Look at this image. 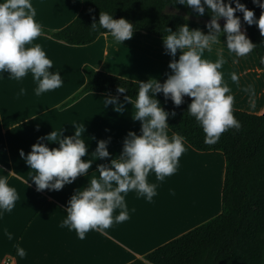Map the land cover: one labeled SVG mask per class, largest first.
I'll return each instance as SVG.
<instances>
[{"label": "crops", "instance_id": "crops-1", "mask_svg": "<svg viewBox=\"0 0 264 264\" xmlns=\"http://www.w3.org/2000/svg\"><path fill=\"white\" fill-rule=\"evenodd\" d=\"M31 3L36 9L35 19L42 28L51 31L68 26L82 9V0H31ZM152 38L134 32L130 40L120 43L111 34H104L92 44L75 46L41 34L34 43L41 44L53 61L50 71L60 72L64 83L39 96L35 94L37 84L31 73L21 80L10 79L7 72L0 73V175H8L9 184L19 193L13 210L0 215V264H129L222 212L224 154L200 152L186 143L187 150L173 175L161 182L150 173L149 182L158 185L152 202L129 192L125 198L129 219L113 223L104 231H89L80 239L75 230L59 226L67 216V202L75 190L86 187L93 176H99L98 164L110 161L94 159L88 176L77 177L62 190L38 191L31 180L35 170L20 155L21 150L27 155L39 137L54 130L57 133L63 130L65 136L73 135V123L82 122L86 127L82 138L88 146V155L82 159L92 157L98 140L109 138L112 158L118 157L127 134L130 131L140 134L141 122L132 119L135 109L131 103L125 102V110L118 113L113 105L105 107L103 99L109 95L88 93L65 108L62 105L85 86L84 65L138 82L154 78L163 83L171 73L169 63L173 57L154 51ZM220 38L226 41L223 34ZM219 55L229 57L226 60L229 65L220 71L235 97L233 108L263 114L264 69L255 51L237 57L226 49ZM234 60L238 62L232 63ZM156 66L164 69L159 72ZM233 72L239 76L236 82L231 80ZM249 87L256 93L254 108L244 91ZM118 97L124 102L123 96ZM168 134L171 136L173 132L168 130ZM45 143L50 148L59 147L56 143ZM5 230L12 233V239H8ZM18 248L25 249L24 257L17 254Z\"/></svg>", "mask_w": 264, "mask_h": 264}, {"label": "clouds", "instance_id": "clouds-1", "mask_svg": "<svg viewBox=\"0 0 264 264\" xmlns=\"http://www.w3.org/2000/svg\"><path fill=\"white\" fill-rule=\"evenodd\" d=\"M253 3L264 11V4L259 0H253ZM175 4L188 6L200 16L205 14L207 6L211 13L208 32L192 29L187 23L178 26L176 31L166 29L163 44L166 53L173 57L167 79L163 83L154 78L140 81L134 101L131 96H125L124 102L118 96L109 95L103 99L105 107L113 105V110L118 113L125 110V102L131 103L135 109L132 119L141 122L140 134L134 131L127 134L118 157L112 158L109 138L98 140L92 157L82 159L88 155V146L82 138L86 127L82 122L73 123V135L65 136L63 130L60 133L54 130L39 137L27 155L20 151L26 164L35 170L31 180L38 191L62 190L77 177L88 176L94 159L110 161L98 164L99 176H93L86 187L75 190L67 202V216L59 226L75 230L80 239H84L89 231H104L113 223L129 219L125 199L129 192L134 191L138 197L152 202L158 185L149 182L150 173L162 182L178 170L180 157L187 150L186 138L178 133L169 136L170 113L157 99L158 93H163L166 100L171 99L177 106L184 103L185 96L193 98L188 104V113L202 127L206 144L217 143L228 129L239 131L241 128L233 113L235 97L220 71L224 59L211 61L204 59L203 54L219 42L221 34L226 37L228 50L237 57L253 52L256 46L242 31L241 18L236 13H243V20L258 27L261 35H264V15L257 20L254 12L240 0H229L228 3L225 0H175ZM35 17L36 9L31 0H0V73L7 72L10 79L16 80L31 73L37 84L35 94L39 96L61 87L64 81L60 72L50 71L53 61L41 44L34 43L42 34V25ZM221 18L226 20L223 28L219 23ZM98 26L110 32L120 43L134 35L132 23L125 18L115 19L107 11L100 12L99 22L94 20L91 28L97 29ZM178 51L181 54L176 59ZM231 80L238 81V74L231 73ZM126 90L124 86L117 87L118 93H125ZM20 91L23 93L24 89ZM244 91L249 94L254 108L255 90L249 87ZM171 115L175 116V112ZM45 141L56 143L59 147L50 148ZM18 199L19 193L9 184L8 175H0V215L5 211L11 212ZM117 210L118 214H114ZM5 235L12 239V233L7 230ZM17 254L24 257L26 251L18 248Z\"/></svg>", "mask_w": 264, "mask_h": 264}, {"label": "trees", "instance_id": "trees-1", "mask_svg": "<svg viewBox=\"0 0 264 264\" xmlns=\"http://www.w3.org/2000/svg\"><path fill=\"white\" fill-rule=\"evenodd\" d=\"M226 3L229 0H225ZM252 10L259 20L262 11L253 0H240ZM264 4V0H259ZM235 7V3L232 4ZM170 9L176 12H169ZM101 11L113 14L115 19L125 18L134 26V32L163 40L166 29L176 31L187 23L190 28L208 30L211 13L205 6L200 16L190 7L175 4V0H82V9L75 20L58 31L42 28V34L69 45L85 46L94 43L107 30L91 26L99 22ZM242 29L256 48L254 49L264 69V35L258 27L247 24L243 13ZM187 17V19H185ZM221 28L225 18L219 20ZM85 86L62 108L79 100L88 93L131 96L133 101L139 82L98 71L90 65L83 66ZM124 86L125 93L117 87ZM157 99L166 111L169 130L186 138V143L200 152L220 151L225 157V180L222 191V212L215 218L171 242L155 249L144 259L129 264H264V113L253 114L233 108L239 131L226 130L215 144L204 142L205 133L196 119L188 113L191 97L177 106L163 93ZM175 112V116L171 113Z\"/></svg>", "mask_w": 264, "mask_h": 264}, {"label": "rangeland", "instance_id": "rangeland-1", "mask_svg": "<svg viewBox=\"0 0 264 264\" xmlns=\"http://www.w3.org/2000/svg\"><path fill=\"white\" fill-rule=\"evenodd\" d=\"M169 12H176L175 10H173V9H170L169 10ZM203 32H205V33H207L208 32V30H204ZM144 35H146V34H144ZM148 36V35H147ZM150 37V36H149ZM150 39V38H149ZM152 39H154L153 40V50L154 51H157V52H159V53H166V50H165V47H164V44H163V40H160V39H157V38H152ZM226 49H228L227 47H226V41L225 40H223L222 38H220V40H219V42L218 43H216V44H213L212 46H211V49L210 50H205V52H204V54H203V58L204 59H208V60H211V61H215V60H217V59H219V58H223L224 59V64L222 65V67H226V66H228L229 65V63H227L226 62V60L229 58V57H227V55H219V53H220V51L222 52V54L226 51ZM178 53L179 54H181L179 51H178ZM235 54V53H234ZM179 58V57H178ZM178 58H176V59H178ZM229 60V59H228ZM237 61V60H236ZM238 62V61H237ZM232 63H234V62H232ZM159 68V69H158ZM229 68H231L230 66H229ZM158 69V71L159 72H162L161 70H163L164 68L163 67H161V66H156L155 67V70H157ZM168 69V68H167ZM168 70H170V69H168ZM160 74V73H159ZM161 75H162V73H161Z\"/></svg>", "mask_w": 264, "mask_h": 264}]
</instances>
